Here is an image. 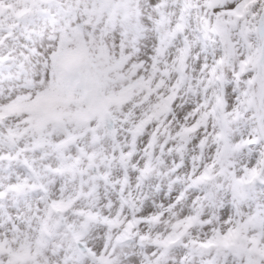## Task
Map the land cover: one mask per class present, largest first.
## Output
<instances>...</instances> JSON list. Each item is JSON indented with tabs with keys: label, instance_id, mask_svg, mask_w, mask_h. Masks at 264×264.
I'll return each instance as SVG.
<instances>
[{
	"label": "snow or ice",
	"instance_id": "obj_1",
	"mask_svg": "<svg viewBox=\"0 0 264 264\" xmlns=\"http://www.w3.org/2000/svg\"><path fill=\"white\" fill-rule=\"evenodd\" d=\"M0 264H264V0H0Z\"/></svg>",
	"mask_w": 264,
	"mask_h": 264
}]
</instances>
